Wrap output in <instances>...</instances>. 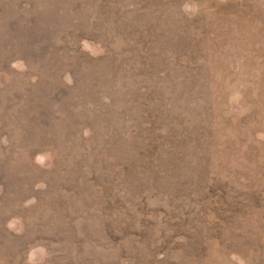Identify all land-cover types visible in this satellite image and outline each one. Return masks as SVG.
Wrapping results in <instances>:
<instances>
[{
    "label": "rangeland",
    "instance_id": "obj_1",
    "mask_svg": "<svg viewBox=\"0 0 264 264\" xmlns=\"http://www.w3.org/2000/svg\"><path fill=\"white\" fill-rule=\"evenodd\" d=\"M0 264H264V0H0Z\"/></svg>",
    "mask_w": 264,
    "mask_h": 264
}]
</instances>
